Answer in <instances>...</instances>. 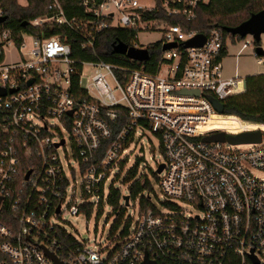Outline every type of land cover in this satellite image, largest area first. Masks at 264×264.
<instances>
[{
    "label": "built area",
    "instance_id": "obj_1",
    "mask_svg": "<svg viewBox=\"0 0 264 264\" xmlns=\"http://www.w3.org/2000/svg\"><path fill=\"white\" fill-rule=\"evenodd\" d=\"M208 1L153 0L144 7L137 0H77L84 16L69 18L60 0H51V15L30 23L69 31L81 53L107 29L138 33L160 26V49L176 47L161 51L153 74L74 58L64 34H22L16 44L0 31V264H54L48 254L65 264H140L145 255L157 264H264V130L213 105L245 91V78L223 75L227 39L212 29L203 45L185 47L197 33L144 19L159 3L167 16L191 22L197 6ZM245 39L238 54L250 48L262 64L255 51L264 52L261 36L258 43L251 35L232 42ZM9 44L18 60L4 62ZM144 131L160 143L157 187L161 204L173 209L161 212L149 195L146 209L138 199L129 201L126 208L138 211L135 221L109 247L90 248L57 220L64 213L91 216L108 204L106 185ZM62 132L69 135L72 162L66 149L59 152L66 146ZM251 132H260V142L204 141ZM183 205L197 214L185 216Z\"/></svg>",
    "mask_w": 264,
    "mask_h": 264
},
{
    "label": "trees",
    "instance_id": "obj_2",
    "mask_svg": "<svg viewBox=\"0 0 264 264\" xmlns=\"http://www.w3.org/2000/svg\"><path fill=\"white\" fill-rule=\"evenodd\" d=\"M65 14L72 18L74 16H84L83 10L78 6L77 0H60ZM51 0H27L25 6L18 4L17 0H0V8L3 9L7 20L0 27V31H6L11 34L12 39L16 44L20 43L22 34L47 38L54 35H66L68 45L72 49V56L77 59H99L105 63L113 64L129 69H141L147 73L153 74L156 72L158 65L161 63L160 42L149 45L146 49L149 52V59L145 62H136L127 59L126 57L112 52V44L121 42L127 46H134L137 32L124 29H107L103 31L97 38V43L88 53H81L80 41L69 31L52 26L49 24L41 27H34L30 23L37 18L51 15L48 7ZM264 10V0H209L206 4H199L196 8V17L193 21L187 22L185 19L178 16H167L166 11L162 9L158 3L156 11L145 13L146 21H160L169 25L180 26L184 31H193L197 34L207 36L212 29L221 31L223 40L234 39L224 31V28H234L246 21L252 14H256ZM26 22L27 26H22ZM226 56V50L221 53V58ZM1 58V57H0ZM224 114L234 115L246 122L260 124L264 126V74L248 76L245 78V91L233 95L223 102ZM124 164H120L122 170ZM137 174V169L133 168L129 173L130 184L128 186L129 201L138 199L142 209L150 207L148 196L144 192L151 191L150 183L145 178H140L135 181L133 178ZM152 176L157 180L156 173L152 172ZM108 204L117 213V221L113 229L119 225V219L124 214V209L121 208L123 201L122 194L111 186L109 191ZM168 209H173V205L164 204ZM5 215V213L3 214ZM6 214L2 220L6 222ZM89 217V214H87ZM126 231V230H125ZM122 233V235L125 233ZM68 240L69 247H74V242L70 238Z\"/></svg>",
    "mask_w": 264,
    "mask_h": 264
},
{
    "label": "rangeland",
    "instance_id": "obj_3",
    "mask_svg": "<svg viewBox=\"0 0 264 264\" xmlns=\"http://www.w3.org/2000/svg\"><path fill=\"white\" fill-rule=\"evenodd\" d=\"M17 2L21 6L27 4V0H17ZM137 2L138 5L144 7H151L153 5V0H137ZM159 23L160 22H156L155 24ZM160 39V26H155L152 29L138 32L133 45L136 48L146 49L149 45L160 42ZM246 40L248 39L236 40L235 43L232 42V39L228 38L226 40L227 55L222 60V68L224 72H230L231 77L237 76L246 78L248 76L264 74V56L261 58L262 64L260 65L256 63V59L252 56L250 48L242 51L240 56L236 57L242 43ZM261 40L264 42V34L261 35ZM24 41L26 45L30 44L28 36L24 37ZM16 60H18L16 47L13 44H9L4 48V62H13ZM62 136L66 140V146L65 148H61L59 152L63 153L66 149L70 162H72L69 135L66 132H62ZM247 147L248 146H239L240 149H246ZM127 151V154L124 155L122 159L126 156L125 160L129 158V161L126 162L122 170H120V168L118 171L117 169L115 170L118 175H115L114 178L107 183V191L110 190L113 185V188L119 190L122 196L128 195V186L130 184L129 173L133 168H136L137 174L131 181L146 177L145 179L149 181L151 187V191L149 192L151 202L161 212H166L164 206L161 204L164 199L161 197V193L157 187V180L152 176V172L155 173L157 165L163 162L162 151L158 139L149 131L138 133L132 140ZM71 164L72 166H75V164ZM79 179L80 175L77 172L76 180L78 181ZM144 195L147 196V192H144ZM120 206L124 209V201L121 202ZM181 207L185 210V216H193L197 214V210L193 207L188 205H183ZM137 214V208L129 206L124 210V214L119 219L118 227L113 229L115 222L117 221V213L115 214L111 206L106 203L101 208L94 209L93 214L89 217H84L82 215L71 216L64 213L61 216V220H57V224L68 230V232L74 235L78 241H89L90 248L96 247L97 249L99 246L107 248L113 242L118 241L122 236V233L127 229L129 223L135 221Z\"/></svg>",
    "mask_w": 264,
    "mask_h": 264
},
{
    "label": "water",
    "instance_id": "obj_4",
    "mask_svg": "<svg viewBox=\"0 0 264 264\" xmlns=\"http://www.w3.org/2000/svg\"><path fill=\"white\" fill-rule=\"evenodd\" d=\"M7 20L6 16L0 17V25L4 24ZM22 26H27V23L24 22ZM224 31L229 34L231 37L244 38L247 35H251L256 43L259 42L260 36L264 34V10L256 14H252L246 21L242 22L234 28H224ZM205 41V36L198 34L193 39L185 43V47H200ZM176 44H166L162 46L161 51L164 52L168 49L175 48ZM256 53L263 57L264 52L261 48H256ZM112 52L114 54L122 55L131 61L136 62H145L149 59V52L147 49H140L134 46H127L121 42H116L112 44ZM197 94V93H196ZM0 95L4 96L5 92L0 90ZM215 110L222 114L224 112L223 105L219 102L213 103ZM261 140L260 132H251L240 134L237 136H225L223 134H216L208 138H204V141H218V142H228L232 145L238 144H248V143H258ZM163 169V165H160L156 170V173L159 174ZM29 173L26 175V179ZM122 200L125 203V206H128V196H124ZM52 259L54 264H65L60 262L55 256L48 254ZM140 264H157V262L152 261L148 258L147 255L144 256L143 261Z\"/></svg>",
    "mask_w": 264,
    "mask_h": 264
},
{
    "label": "crops",
    "instance_id": "obj_5",
    "mask_svg": "<svg viewBox=\"0 0 264 264\" xmlns=\"http://www.w3.org/2000/svg\"><path fill=\"white\" fill-rule=\"evenodd\" d=\"M226 49H227V48H226V45H225V50H226ZM239 51H240V50H239ZM238 53H239V52H238ZM238 53L236 54V57L240 56V54H241V53H240V54H238ZM226 55H227V50H226ZM225 57H226V56H225ZM225 57H224V58H225ZM224 58H222V60H223ZM256 63H257V61H256ZM223 75H224L225 78H230V77H231V76H230V72H228V71H225V72H224V70H223ZM234 77H235V76H234Z\"/></svg>",
    "mask_w": 264,
    "mask_h": 264
},
{
    "label": "bare ground",
    "instance_id": "obj_6",
    "mask_svg": "<svg viewBox=\"0 0 264 264\" xmlns=\"http://www.w3.org/2000/svg\"><path fill=\"white\" fill-rule=\"evenodd\" d=\"M252 127H253V126H252ZM254 127H255V126H254ZM259 128L262 129V130H264V126H260Z\"/></svg>",
    "mask_w": 264,
    "mask_h": 264
}]
</instances>
